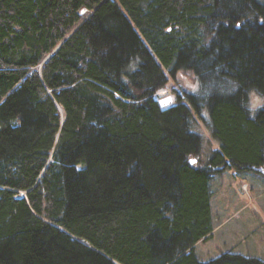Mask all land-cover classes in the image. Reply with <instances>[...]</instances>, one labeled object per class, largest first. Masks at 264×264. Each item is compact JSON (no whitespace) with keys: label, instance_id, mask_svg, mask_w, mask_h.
<instances>
[{"label":"trees","instance_id":"1","mask_svg":"<svg viewBox=\"0 0 264 264\" xmlns=\"http://www.w3.org/2000/svg\"><path fill=\"white\" fill-rule=\"evenodd\" d=\"M252 93L264 0H0V264H264L195 254L213 176L264 173Z\"/></svg>","mask_w":264,"mask_h":264},{"label":"rangeland","instance_id":"2","mask_svg":"<svg viewBox=\"0 0 264 264\" xmlns=\"http://www.w3.org/2000/svg\"><path fill=\"white\" fill-rule=\"evenodd\" d=\"M197 89L192 74L178 72L168 78L167 89L158 93L161 108L175 103V93ZM257 94L249 96L252 111L263 104ZM206 115L197 119L196 129L202 136V157L218 144L206 125ZM211 211L214 230L211 238L195 247L201 261L231 252L264 260V173L226 170L210 181Z\"/></svg>","mask_w":264,"mask_h":264},{"label":"snow or ice","instance_id":"3","mask_svg":"<svg viewBox=\"0 0 264 264\" xmlns=\"http://www.w3.org/2000/svg\"><path fill=\"white\" fill-rule=\"evenodd\" d=\"M193 163H195V161H193Z\"/></svg>","mask_w":264,"mask_h":264},{"label":"water","instance_id":"4","mask_svg":"<svg viewBox=\"0 0 264 264\" xmlns=\"http://www.w3.org/2000/svg\"><path fill=\"white\" fill-rule=\"evenodd\" d=\"M193 162V161H192Z\"/></svg>","mask_w":264,"mask_h":264}]
</instances>
